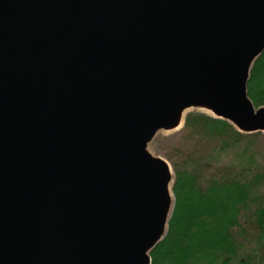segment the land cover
<instances>
[{"label": "water", "instance_id": "water-1", "mask_svg": "<svg viewBox=\"0 0 264 264\" xmlns=\"http://www.w3.org/2000/svg\"><path fill=\"white\" fill-rule=\"evenodd\" d=\"M263 50L264 0H0V264H151L149 144L193 110L264 133Z\"/></svg>", "mask_w": 264, "mask_h": 264}, {"label": "trees", "instance_id": "trees-1", "mask_svg": "<svg viewBox=\"0 0 264 264\" xmlns=\"http://www.w3.org/2000/svg\"><path fill=\"white\" fill-rule=\"evenodd\" d=\"M247 93L256 107L264 106V50L251 66ZM257 135L203 112L186 115L178 144L164 154L174 173V205L151 264H264ZM150 146L158 152L160 139Z\"/></svg>", "mask_w": 264, "mask_h": 264}, {"label": "rangeland", "instance_id": "rangeland-1", "mask_svg": "<svg viewBox=\"0 0 264 264\" xmlns=\"http://www.w3.org/2000/svg\"><path fill=\"white\" fill-rule=\"evenodd\" d=\"M195 111L203 112V113H206V114H210L209 112H205L203 110H195ZM180 130H181V127L177 128L175 130H171V131H161V132L157 133V135L155 136V138L157 137V139H160V141H161L160 149H159L158 152L157 151H154V149L152 148V146H150V144H151L150 143L149 146H148L149 151L152 154L156 155V156L162 157L163 159H165L169 163L168 159L166 157H164V154L165 153L167 154L169 152L170 148L174 144L175 145L178 144V142H179L178 138L180 136ZM257 133H258V135L255 137V141H254V150L258 154V160L257 161H258L259 165L260 166H264V133L263 132H257ZM162 139L164 141H162ZM159 145H160V143H159ZM173 199H174V197H173Z\"/></svg>", "mask_w": 264, "mask_h": 264}]
</instances>
